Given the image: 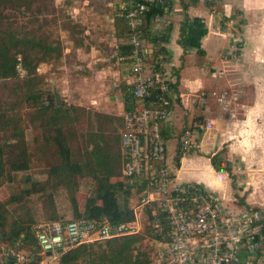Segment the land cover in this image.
Here are the masks:
<instances>
[{
  "label": "crops",
  "instance_id": "0c3cea01",
  "mask_svg": "<svg viewBox=\"0 0 264 264\" xmlns=\"http://www.w3.org/2000/svg\"><path fill=\"white\" fill-rule=\"evenodd\" d=\"M62 2H68L69 16L51 34L60 54L40 62L37 72L48 67V86L54 95H66L63 101L123 120L121 94L129 72L115 2ZM168 2L165 22L148 29L155 35L164 30L155 44L174 90L172 113L160 126L164 163L178 180L202 184L222 205L257 207L264 219V0ZM60 61L58 68L81 71L56 78ZM184 131L198 146L182 154L178 139ZM214 156L219 169L211 166ZM257 264H264V251Z\"/></svg>",
  "mask_w": 264,
  "mask_h": 264
},
{
  "label": "built area",
  "instance_id": "2783aa9c",
  "mask_svg": "<svg viewBox=\"0 0 264 264\" xmlns=\"http://www.w3.org/2000/svg\"><path fill=\"white\" fill-rule=\"evenodd\" d=\"M151 1L126 0L119 7L129 27L125 59L135 97L134 108L123 114L120 172L135 195L130 206L135 218L128 223L76 218L37 224L34 238L39 254L50 252L48 257L54 258L59 249L76 244L139 234L138 213L143 212L149 242L147 264H257L264 251L262 210L248 205L226 207L202 184L178 180L164 163L166 143L160 126L172 113L174 90L164 73V54L143 35V11ZM156 2L160 12L152 23L159 24L165 22L170 4L168 0ZM16 73L18 77L25 74L20 64ZM197 146L188 131L180 135L182 154Z\"/></svg>",
  "mask_w": 264,
  "mask_h": 264
},
{
  "label": "trees",
  "instance_id": "16d2710c",
  "mask_svg": "<svg viewBox=\"0 0 264 264\" xmlns=\"http://www.w3.org/2000/svg\"><path fill=\"white\" fill-rule=\"evenodd\" d=\"M43 5L40 0H0V81L6 83L7 79H12L15 84L13 91L16 90V86L19 92V88H23L21 97L24 107L28 109L26 112L30 116V127L31 129L41 128L40 133L33 134L31 142H28L25 130L29 125L22 122L21 117L12 111V107L8 106L6 109L0 101V132H3L0 134V184L3 181H12V172H25L30 169L33 157L40 150L39 146L33 143H38L39 140L47 146L53 145L59 157L56 165L49 166L43 180L26 175L24 181L29 183L27 187L16 194L11 193L5 200H0V233L4 234V238L9 243H14L15 239L20 238V245L29 248L27 264L36 263L39 245L34 238V232L28 230L29 220H25L19 210H23V203L33 193L50 191L44 195L46 208L49 210L48 222L45 221L39 225L53 222L64 223L76 218L97 223L105 220L111 223H128L135 218L133 208L128 207L131 184L124 180L120 172L122 154L121 147H117L120 135L118 136L114 130L108 132L105 126H101L113 119L112 116L87 110L77 104H67L62 99L59 100L60 103H57L54 91L47 90L40 82L41 75L36 70L37 65L60 54L59 47L51 45L49 41L51 36L44 30L43 22L51 23L53 20L46 18V14L41 10ZM18 10L21 14L31 15L28 29L19 34L14 24V20L17 19V15L14 14ZM120 11L123 10L118 7L116 31L118 30V35L126 40L129 27L125 19L120 16ZM143 12L145 27L143 35L149 42L155 44L158 35L160 39L163 38L164 30L155 35L148 29L154 15L160 12V4L153 0L147 3V9ZM34 14H39L41 18H35ZM13 16L15 19H11ZM120 20L125 23L124 28L120 27ZM129 46L126 40L122 46L127 50L124 56L127 55ZM17 64H20L25 71L22 77L17 76ZM121 100L124 112L134 108L135 97L133 88L129 84L122 86ZM79 111L88 113L85 120L90 125L89 114L97 117L94 131L87 133L86 154L82 161L73 152L63 128L67 122L77 123ZM215 158L217 156L210 158L211 166L219 169L221 162ZM85 177L94 181L95 191L92 195L86 196L80 206L74 192L78 189L79 180ZM59 187L66 188L72 218L61 219L58 213L60 211L56 207L52 192ZM9 204H13V215L7 221L10 213V209L7 208ZM261 232L264 234V223ZM140 239L142 236L135 234L76 244L59 253L57 264H147L146 251L136 244Z\"/></svg>",
  "mask_w": 264,
  "mask_h": 264
},
{
  "label": "rangeland",
  "instance_id": "374dc122",
  "mask_svg": "<svg viewBox=\"0 0 264 264\" xmlns=\"http://www.w3.org/2000/svg\"><path fill=\"white\" fill-rule=\"evenodd\" d=\"M115 2V7L114 11L116 14V11L119 7V4L125 2L126 0H112ZM44 5L41 8L43 13H45L46 18L52 19L53 22L48 23V21L45 23L43 22L44 25V30H46L51 38L49 41L55 45V38L52 37V33L55 34V31L58 30L57 27L61 26L62 22H65V18L69 16L67 14V8H68V2L63 3L62 0H56L54 2V5L49 4L51 0H40ZM20 10L16 12L17 19L13 16L11 19H15V26L16 30L19 33H22L23 31H26L28 29V21L31 17V15H28L27 13L21 14L19 13ZM35 18H41L40 15L34 14ZM118 17V16H117ZM13 21V22H14ZM36 22V21H35ZM120 27L124 28V24L120 20ZM62 27V26H61ZM34 28L35 25H34ZM59 33H56L58 35ZM60 37V34L58 35V39ZM59 42V40H58ZM240 56V54H238ZM124 62V61H123ZM61 65V61L58 62L55 65V68L53 69V74H55L56 78H62L66 74V72H74L77 69H73L75 67H67V68H58L59 65ZM125 65V64H124ZM81 71V70H79ZM40 76V82L44 88H47L49 90V71L48 67H44V69L41 70L39 73ZM63 74V75H62ZM238 77V76H237ZM237 81L240 82L239 79H236ZM14 81L12 79H7L6 83H2L0 81V101H2L3 106L8 109V106L12 107V111L17 113L21 117V120L24 124L29 125L26 127L25 130V136L26 140L28 142H31L32 135L33 134H39L41 131L40 127H33L31 129L30 125V116L28 112H26L28 109L24 107V103L22 101L21 97V92L23 88H19L20 92L18 90V87L16 86V90L13 91L15 84L13 83ZM21 83V82H19ZM225 88L227 89L226 84L224 85V79L221 83V90L222 94L225 93ZM51 91L53 89H50ZM58 91V90H56ZM228 93V92H227ZM226 93V94H227ZM61 94V93H60ZM56 95L63 99L66 98V95H60L56 92ZM67 104L70 103L69 99L65 101ZM1 104V103H0ZM79 115V120L75 124L67 122L64 125L65 133L68 138V142L71 145V148L73 152L76 154V156L79 158V160H83L85 158L86 154V149H85V141L87 139V133L90 131H94V127L97 125V117H95L92 114H89V121H91V125L86 122L85 117H87L88 113L86 112H78ZM92 116V117H91ZM84 119V120H83ZM34 121V120H32ZM36 122H39L38 120L35 119ZM78 124V125H77ZM102 127L105 126V130L107 129L108 132L109 130H114L116 131V134L119 136V133L122 129L123 126V120L122 116L120 118L116 119H111L109 121H106V123H103L101 125ZM106 132V131H105ZM3 132H0V134ZM35 146H39L40 150L36 153L35 157H33V162L32 166L28 171L25 172H12L11 176L13 177L12 181H3L0 184V200H5L11 193H18L20 190L23 188L27 187L29 185L28 182L24 181L25 176L27 175L30 178H37L43 180L46 176L45 173L48 170L49 166L51 165H56L58 163V156L55 152V147L53 145H45L42 144L41 141L39 140L38 143H33ZM120 142H118L117 147L119 148ZM123 176V175H122ZM124 178V176H123ZM125 181H127L124 178ZM128 193V207H130L134 200H135V195L131 191ZM66 188L59 187L58 189L54 190L52 192L54 194V199L56 202V207L59 209L60 212H58L61 215V219L65 218H72V213H71V208L69 205V201L66 196ZM95 191V183L94 181L89 178L85 177L79 180V186L78 189L74 192L76 197L79 200L80 206L83 203V200L86 196L92 195L93 192ZM46 193H50L49 190H45L41 193H33V195H30L26 198V201L23 203V210H19V213L22 214L25 218V220H29V231L34 232V228L36 224L43 223L45 221L48 222V216H49V210L46 208L45 200H44V195ZM13 204L7 205V208L10 209V213L7 217V221L11 219V215H13V209H12ZM138 217L140 219V233L139 235L142 236V239H140L136 244L139 246L140 249L147 251L149 249V242L147 237V226H146V220H145V215L143 212L138 213ZM4 234L1 232L0 233V264L4 262V264H27L28 261V256L30 255V250L29 248L20 245L19 240L20 238L15 239L16 242L14 243H9L4 238ZM263 247H264V240H263ZM59 255V254H58ZM56 255L54 258L53 257H48L43 254H37V261L34 264H57V257ZM7 256V258H6Z\"/></svg>",
  "mask_w": 264,
  "mask_h": 264
},
{
  "label": "water",
  "instance_id": "95a60500",
  "mask_svg": "<svg viewBox=\"0 0 264 264\" xmlns=\"http://www.w3.org/2000/svg\"><path fill=\"white\" fill-rule=\"evenodd\" d=\"M54 97H55L57 103H60L59 97L56 94L54 95ZM58 252L61 253L62 250L59 249ZM49 255H51V253L50 252H46V256H49ZM6 258H7V256H6Z\"/></svg>",
  "mask_w": 264,
  "mask_h": 264
}]
</instances>
